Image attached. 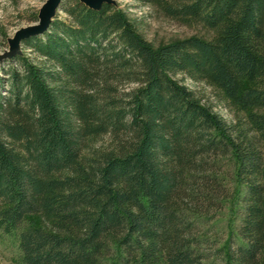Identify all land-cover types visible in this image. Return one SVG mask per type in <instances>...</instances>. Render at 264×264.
<instances>
[{
	"label": "trees",
	"instance_id": "16d2710c",
	"mask_svg": "<svg viewBox=\"0 0 264 264\" xmlns=\"http://www.w3.org/2000/svg\"><path fill=\"white\" fill-rule=\"evenodd\" d=\"M157 1L216 35L153 47L114 5L62 0L66 19L21 42L42 62L0 65V229L24 264H212L204 225L224 205L221 157L238 192L218 251L264 264V0ZM177 74L217 87L246 127ZM101 135L116 150L84 155Z\"/></svg>",
	"mask_w": 264,
	"mask_h": 264
},
{
	"label": "rangeland",
	"instance_id": "374dc122",
	"mask_svg": "<svg viewBox=\"0 0 264 264\" xmlns=\"http://www.w3.org/2000/svg\"><path fill=\"white\" fill-rule=\"evenodd\" d=\"M45 0H0V53L7 49V38L12 37L14 32L37 22V14ZM115 7L120 9L131 22L134 30L153 47H158L176 40L196 36L210 40L216 35L214 29H210L195 20L180 21L168 17L161 9L157 0H113ZM66 19V15L60 9L56 10L55 16ZM21 55H25L35 62H42L21 44ZM3 61L0 62L2 65ZM1 75V74H0ZM181 84L191 90L194 95L217 114L226 125L237 129L246 127L245 112L239 110L225 99L221 91L210 84L202 81H193L183 74L174 76ZM256 111V110H255ZM264 112V110H257ZM116 150V142L108 135L90 138L86 142L84 155H90L95 151ZM219 176L223 178L226 191L224 205L216 217H207L204 225L211 241L209 250L212 264H227L224 251L230 246L229 238L234 234L236 224L235 208L238 184L234 175V166L229 158H217ZM36 221H39L36 218ZM232 238V237H231ZM233 240V239H232ZM0 264H24L20 259L17 247L16 235L6 233L0 229Z\"/></svg>",
	"mask_w": 264,
	"mask_h": 264
},
{
	"label": "water",
	"instance_id": "95a60500",
	"mask_svg": "<svg viewBox=\"0 0 264 264\" xmlns=\"http://www.w3.org/2000/svg\"><path fill=\"white\" fill-rule=\"evenodd\" d=\"M62 0H45L40 6L37 14V22L17 29L12 37L7 38V49L0 53V62L11 59L16 55H21V42L31 36L42 34L47 30L53 20L56 10L59 8ZM84 6L98 10L102 4L115 5L113 0H78Z\"/></svg>",
	"mask_w": 264,
	"mask_h": 264
}]
</instances>
